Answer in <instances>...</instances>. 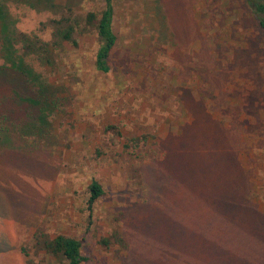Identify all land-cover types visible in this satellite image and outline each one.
<instances>
[{
	"label": "rangeland",
	"instance_id": "obj_1",
	"mask_svg": "<svg viewBox=\"0 0 264 264\" xmlns=\"http://www.w3.org/2000/svg\"><path fill=\"white\" fill-rule=\"evenodd\" d=\"M20 1L7 2L15 30L49 44L42 23L104 4ZM252 2L264 0H112L109 72L96 71L99 42L81 25L77 48L27 60L44 97L0 57V264H64L38 243L58 235L81 241V264H264V40ZM140 135L143 150L122 154ZM93 181L103 195L91 211Z\"/></svg>",
	"mask_w": 264,
	"mask_h": 264
},
{
	"label": "trees",
	"instance_id": "obj_2",
	"mask_svg": "<svg viewBox=\"0 0 264 264\" xmlns=\"http://www.w3.org/2000/svg\"><path fill=\"white\" fill-rule=\"evenodd\" d=\"M7 2H13V0H0V57L3 62V67H8L23 78L25 84L33 86L36 94L44 97L47 91L41 75L35 73L30 65L27 63L28 59L35 58L42 62L46 60L47 65L51 64L50 53L52 48L62 50L64 45H68L70 48H77V40L75 37L76 31L82 25L83 28L89 27L96 33L97 40L99 42L98 49L95 55L94 67L96 71L101 73H108L110 70L109 57L116 44V36L113 31L112 18H113V5L112 0H103V8L97 16L93 12H88L83 19H79L71 13L61 16L58 19H50L41 26L50 28L52 43L42 42L40 39L30 37L24 33H20L15 30V21H13L9 15ZM15 4H21L20 0L13 2ZM29 6H32V4ZM251 10L257 17L258 24L262 30L264 40V3L252 2ZM82 22V24H80ZM81 26V27H82ZM34 102V101H32ZM108 130H112V135H119L116 128L109 126ZM109 132V131H108ZM147 136L140 135L138 137H132L126 140L121 146V153L128 156L132 155L133 151L138 150L141 152L147 144ZM98 155L106 154L98 150ZM114 155V154H112ZM139 167V164H135ZM134 163L129 164L127 172L130 177H133V173L137 174V178H140V173L134 168ZM91 196L88 200V210H91L93 204L97 199L103 195V191L100 185L93 181L89 187ZM92 211V210H91ZM90 211V212H91ZM114 240L112 245H115V249L118 250L124 244L119 234L116 232L113 234ZM38 243L46 254L53 256L57 259H63L61 262L64 264H81L86 261L81 255V241L71 237L58 235L53 239L42 237ZM104 246L111 245L107 239H102Z\"/></svg>",
	"mask_w": 264,
	"mask_h": 264
}]
</instances>
